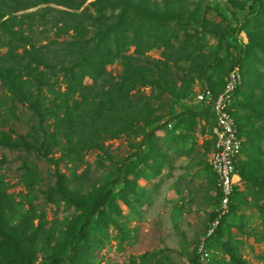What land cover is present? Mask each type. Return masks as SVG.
<instances>
[{
	"label": "rangeland",
	"instance_id": "1",
	"mask_svg": "<svg viewBox=\"0 0 264 264\" xmlns=\"http://www.w3.org/2000/svg\"><path fill=\"white\" fill-rule=\"evenodd\" d=\"M95 1L0 0V264H192L217 208L215 123L195 103L200 79L219 91L234 67L243 72L235 115L242 134L259 141L248 144L242 171L248 180L264 175V93L250 101L262 114L248 121L242 110L249 69L264 75V0L258 19L237 11L240 64L226 42L237 27L228 3L247 0H129L152 18L130 9L120 54L70 82L60 67L75 58L72 42L92 51L120 11L106 6L110 20L94 22ZM48 9L35 34L4 25ZM71 14L84 19L78 36ZM248 180L205 264H232L231 257L264 264V196ZM108 190L112 207L103 212L117 221L104 238L90 232L74 245L84 214Z\"/></svg>",
	"mask_w": 264,
	"mask_h": 264
},
{
	"label": "trees",
	"instance_id": "2",
	"mask_svg": "<svg viewBox=\"0 0 264 264\" xmlns=\"http://www.w3.org/2000/svg\"><path fill=\"white\" fill-rule=\"evenodd\" d=\"M113 1V2H112ZM248 3L247 4H241L239 6H235L232 3H228V9L230 11V14L235 18L236 23H237V27L231 29L226 37V42L228 45L232 46L233 48H235L238 51V60L236 64H240V62L244 61V53L243 52V48L240 45V43L237 41L236 37H235V33L239 30V25L241 24L239 22V19H237L236 15H237V11H241V12H245V18H256L258 19V16L261 14V10L263 7V1L262 0H247ZM91 7L94 8L95 11H97L99 13V17H96L93 19L94 22H100V21H109L110 19L107 17H104L102 15V11L105 10L106 6L111 7L113 10L116 9V6H121L120 7V11L119 13L115 16L114 21L112 23H109L107 25H105L104 29L100 32H98L96 35V43L93 47L92 51H87L88 53L84 54L81 52V49H75V47L79 44L77 41L72 42V46H73V50H75V58L73 61H71L69 64V67H64L61 66V70L62 72L65 74V76H69V80L74 81V82H78L83 80L86 76L91 77L92 76V69H98V70H102V67L104 66V64L108 63L111 61V59L115 56H118L120 54V49L119 47L121 45H126V40L127 37H124L125 35V31L124 29L126 27H128V23H127V17H128V11L131 10H137V12L141 13L140 15L142 16H147L149 18H152L148 15H146V13L143 11H139L138 6H134L133 4L130 3L129 0H123V1H118V0H96L94 3L90 4ZM12 10H16V9H12ZM48 11L51 10H42V12H38L35 14H30V15H24L22 16L20 19L11 16L10 18H8L7 21H5L4 25L10 24L11 26L17 25L20 29L23 28V26H26V28L28 29L29 32H31L32 34H35V30L34 27L36 25H38L39 23H43L44 24V20L46 15L48 14ZM9 12H15V11H9ZM8 14V13H5ZM68 21L71 23L70 25V30H72L73 35L74 36H78L81 34V24L82 21H84V19H80V15L77 14H71L68 15ZM90 19V17H89ZM26 20V21H24ZM67 21V20H66ZM65 21V24H66ZM64 28L66 29V25H64ZM115 37V43L118 46L116 51H114L113 47L109 46V43L111 41V37ZM130 44L135 45L136 47L139 46V40H135L132 39ZM219 48L218 51L221 50V42H219ZM259 49V48H257ZM116 52V53H114ZM256 64V63H255ZM45 68H47L50 72V74L54 75L55 74V66L53 65H44ZM241 72V77H242V82L240 87L237 89L236 93H235V97H234V102H233V112L232 115L234 117L235 120V124H236V129H237V134L240 138L243 139V146H242V150H241V157L238 159L237 163H236V172L239 175V177L241 178L242 184H245V181L248 180L247 177L245 176V174L242 171L243 168V164L244 162H246L247 159V153L249 150H252L251 147H254V145H256L259 141V138L257 135H255L252 132H248L246 135L242 134V126L239 125L238 121H237V117L235 115V103H236V99L238 94L240 93V90L242 89L243 83H244V75L243 72L240 70ZM250 72V76L248 79V82L246 84L245 90L248 93L247 96L245 97L244 101L245 103L242 106V110L244 112H246V115L244 116V118H246V120L251 121V116H257V114H262L258 111H256L255 107L251 104V99L253 100L254 98V93L256 90H260V92L264 93V86H261V78L262 76H264L262 74V70L261 69H254V68H250L249 69ZM40 77H42L43 73H39L38 74ZM68 81V85L70 83ZM201 86H206L208 89H210L215 95L219 94L221 92V90L224 87L225 81L222 85V87L219 89V91H216L212 85L207 82L206 80H204L203 78L200 79V83ZM200 107H202L201 112H210L213 115V120L215 123V116L213 114V111L211 109L210 106H205L202 104H198ZM154 129L149 133V136L152 135ZM248 144L251 147H248ZM257 171L253 172V175L251 177H248L249 180L248 182H252V185L254 186V188H257L258 192L256 195L258 196H264V175H256L254 176ZM214 174V173H213ZM215 176V175H214ZM215 185H216V176H215ZM216 189V188H215ZM240 189H237L232 198H231V205H230V210L229 213L227 215H229L235 208V197H236V193L239 191ZM113 192L111 190L106 191L105 193H103L97 200L94 201V203L91 205V207H89V209L86 211V213L83 216V221L82 224L80 225L78 231L76 233L73 234L72 236V242H74L75 244H78L81 240L85 239L89 234H91L90 232L95 233V235L97 236L98 239H102L105 237V230L108 227V225H111L113 223H115L118 219V214H112V215H105L103 212V209L105 206H110L112 207V202H113ZM220 195L219 192L216 189V202L218 205V201H219ZM116 212V211H114ZM226 215V216H227ZM225 216V217H226ZM225 217H223L219 223V225L214 229V232L212 233V235H210L209 237H207L205 244L202 243L204 245V248L209 252V246L210 243L213 241L217 242L219 240L220 237V231H221V226H222V222L225 219ZM216 218V213H212L211 215V223L212 221ZM210 223V225H211ZM209 225V228H210ZM72 244V249L75 250V247ZM197 249L195 251V258L193 259V263L192 264H205L208 260L206 259L205 261H201L200 260V256L197 253ZM210 254V252H209ZM70 260L68 259H63L61 258L60 260H55L52 264H62L61 262L63 261H68ZM231 262L232 264H246L244 261H242L240 258H236V257H231Z\"/></svg>",
	"mask_w": 264,
	"mask_h": 264
},
{
	"label": "built area",
	"instance_id": "3",
	"mask_svg": "<svg viewBox=\"0 0 264 264\" xmlns=\"http://www.w3.org/2000/svg\"><path fill=\"white\" fill-rule=\"evenodd\" d=\"M242 82L239 67H234L227 75L221 92L215 95L206 86L197 85L195 103L210 106L215 116V151L210 160V167L216 176V189L220 198L214 210L216 218L212 221L207 237L212 235L221 219L230 210L231 198L242 185L241 178L236 172V163L241 157L243 139L237 134L233 112V102L237 89ZM197 253L201 261L209 257V252L201 244Z\"/></svg>",
	"mask_w": 264,
	"mask_h": 264
},
{
	"label": "crops",
	"instance_id": "4",
	"mask_svg": "<svg viewBox=\"0 0 264 264\" xmlns=\"http://www.w3.org/2000/svg\"><path fill=\"white\" fill-rule=\"evenodd\" d=\"M242 185H243V184H242ZM242 185H241V186H242ZM239 189H240V188H239Z\"/></svg>",
	"mask_w": 264,
	"mask_h": 264
}]
</instances>
